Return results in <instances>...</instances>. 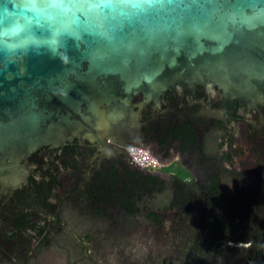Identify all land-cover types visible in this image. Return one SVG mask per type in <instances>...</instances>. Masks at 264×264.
I'll return each mask as SVG.
<instances>
[{"label":"flooded vegetation","instance_id":"1","mask_svg":"<svg viewBox=\"0 0 264 264\" xmlns=\"http://www.w3.org/2000/svg\"><path fill=\"white\" fill-rule=\"evenodd\" d=\"M179 86L135 139L159 170L80 139L33 153L0 198V264H264V99Z\"/></svg>","mask_w":264,"mask_h":264},{"label":"water","instance_id":"2","mask_svg":"<svg viewBox=\"0 0 264 264\" xmlns=\"http://www.w3.org/2000/svg\"><path fill=\"white\" fill-rule=\"evenodd\" d=\"M181 83L264 99V0H0V198L46 146L133 162L143 109Z\"/></svg>","mask_w":264,"mask_h":264},{"label":"built area","instance_id":"3","mask_svg":"<svg viewBox=\"0 0 264 264\" xmlns=\"http://www.w3.org/2000/svg\"><path fill=\"white\" fill-rule=\"evenodd\" d=\"M131 160L140 168L147 170H159L160 164L158 160L151 154L139 147H131L128 150Z\"/></svg>","mask_w":264,"mask_h":264},{"label":"snow or ice","instance_id":"4","mask_svg":"<svg viewBox=\"0 0 264 264\" xmlns=\"http://www.w3.org/2000/svg\"><path fill=\"white\" fill-rule=\"evenodd\" d=\"M51 2H57V0H51Z\"/></svg>","mask_w":264,"mask_h":264}]
</instances>
